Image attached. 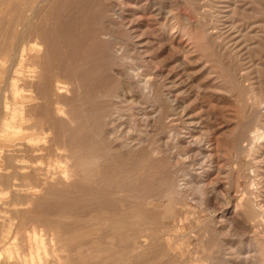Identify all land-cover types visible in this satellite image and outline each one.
Returning a JSON list of instances; mask_svg holds the SVG:
<instances>
[{"label":"rangeland","instance_id":"374dc122","mask_svg":"<svg viewBox=\"0 0 264 264\" xmlns=\"http://www.w3.org/2000/svg\"><path fill=\"white\" fill-rule=\"evenodd\" d=\"M12 27L22 34L10 43ZM0 36V129L15 133L0 131V231L15 230L13 253L35 226L63 264H264L253 135L264 125V0H0ZM37 125L46 140L28 144ZM56 150L71 164L62 178L46 165ZM91 155L97 165L82 171Z\"/></svg>","mask_w":264,"mask_h":264},{"label":"bare ground","instance_id":"6f19581e","mask_svg":"<svg viewBox=\"0 0 264 264\" xmlns=\"http://www.w3.org/2000/svg\"><path fill=\"white\" fill-rule=\"evenodd\" d=\"M15 1V0H14ZM40 1H43V2H47V1H49V0H40ZM19 2V1H18ZM22 3H23V1H22ZM231 3V2H230ZM234 3H235V1H234ZM18 4H20V3H18ZM24 4H25V2H24ZM35 5H36V3H34ZM229 4V3H228ZM5 5V4H4ZM232 5H233V3H232ZM25 6V5H24ZM24 6H23V8H24ZM29 6V5H28ZM46 6H48V5H46ZM5 7V6H4ZM26 7V6H25ZM6 8V7H5ZM43 8H44V5H43ZM34 9V8H33ZM33 9H31V14L33 13L32 12V10ZM37 9V8H36ZM34 13H35V10H34ZM41 13V12H40ZM227 14V13H226ZM12 14H10V16H11ZM19 15H21V14H19ZM19 15H18V18H16L18 21H19ZM30 15V14H29ZM28 15V16H29ZM34 15V14H33ZM32 15V16H33ZM8 16V15H7ZM13 17V16H12ZM30 17V19H31V16H29ZM35 17H37V15L35 16ZM34 17V18H35ZM228 18V17H227ZM5 19V18H4ZM11 19V18H10ZM9 19V20H10ZM29 19V18H28ZM27 19V20H28ZM29 19V20H30ZM16 20V21H17ZM28 20V21H29ZM16 21L15 22H13V24H15L16 23ZM32 21H33V18H32ZM4 22V21H3ZM10 22V21H9ZM30 22V21H29ZM220 22V21H219ZM19 23V22H18ZM18 23H17V25H18ZM23 23V22H22ZM1 24H3L2 22H1ZM30 24V23H29ZM31 24H34V23H32L31 22ZM8 25V24H7ZM10 25V24H9ZM7 28V27H6ZM6 28H4V29H6ZM12 28H14V27H12ZM30 28V30H31V26L29 27ZM213 28V27H212ZM9 29H11V28H9ZM8 29V30H9ZM21 29H23L22 28V26H21ZM31 32V31H30ZM20 33H21V31H19V30H17V28L15 27L14 29H12V31L10 32V36H9V38H7L6 40L7 41H10V43H11V40L14 38V39H16V36L19 38L20 36H18V34L20 35ZM7 34H8V32H7ZM22 34V33H21ZM4 35V34H3ZM6 35V34H5ZM217 35V34H216ZM31 36H32V33H31ZM40 36V35H39ZM1 37V36H0ZM26 37V36H25ZM28 37H30V35L28 36ZM209 37V36H208ZM1 39V38H0ZM3 39V38H2ZM4 39H5V36H4ZM4 39L2 40V41H4ZM13 39V40H14ZM40 39V38H39ZM38 39V40H39ZM26 40H27V37H26ZM29 40V39H28ZM18 43H20V41H19V39L18 40H16ZM13 42V41H12ZM26 43H28V41H25ZM33 41H31V43H32ZM39 42V41H38ZM25 43V44H26ZM22 43H20V45H21ZM24 44V43H23ZM41 44V43H40ZM15 45V44H14ZM13 45V46H14ZM19 45V44H18ZM31 45H33V44H31ZM31 45H29V46H31ZM36 45H39V43H37ZM216 45V44H215ZM9 46V45H8ZM7 46V47H8ZM25 45H23V47H24ZM40 46V45H39ZM42 46V45H41ZM55 46V45H54ZM23 47L21 46V49H20V51H22V52H24L25 51V49L24 50H22L23 49ZM4 48H6L5 46H4ZM11 49V48H10ZM16 49H17V47L15 48V50H13V51H16ZM31 49V48H30ZM33 49H34V51H35V53H33V55H32V62H33V64H34V66H35V62H36V60L38 59V54H40V52L37 50V48L36 47H33ZM3 50V49H2ZM7 50H8V48H7ZM39 53H38V52ZM42 51V50H41ZM0 52H2L1 50H0ZM3 52H5L4 50H3ZM12 52V51H11ZM17 52H18V50L16 51V53L15 52H13V53H15V54H17ZM21 52V53H22ZM55 52V51H54ZM10 53V52H9ZM13 53H11V54H13ZM25 53H26V51H25ZM30 53V52H29ZM32 53V52H31ZM7 54V53H6ZM22 55H24V53L22 54ZM30 54H28V56H29ZM41 55V54H40ZM43 55V54H42ZM1 56V55H0ZM9 56H11V55H9ZM13 56H16V55H12V57ZM18 56V55H17ZM21 56V55H20ZM19 56V57H20ZM26 56V55H25ZM31 56V55H30ZM30 56H29V58H30ZM22 57V56H21ZM20 57V58H21ZM40 57V56H39ZM10 58V57H9ZM14 58V57H13ZM16 58H18V57H16ZM15 58V59H16ZM19 58V60H23V57H22V59H20ZM25 60V59H24ZM23 60V61H24ZM29 60V59H28ZM2 61V60H1ZM40 60L38 59V62H39ZM12 62H14V61H12ZM11 62V63H12ZM17 62H20V61H17ZM30 62V61H29ZM10 64V63H9ZM31 64V63H30ZM10 69H11V64H10V66H8ZM14 67V63H13V66H12V68ZM41 67V66H40ZM31 68H33L32 70H28V76H30L31 75V73H29V72H32V73H34V75L33 76H35V73L37 72V70H36V68L34 69V67H31ZM30 69V68H29ZM4 70V69H3ZM13 70V69H12ZM17 69H15V71H16ZM5 71V70H4ZM19 71V70H18ZM39 71V70H38ZM40 72H41V70H40ZM53 72V71H52ZM20 73V72H19ZM9 74V73H8ZM14 74H15V72H14ZM16 74H18L17 73V71H16ZM30 74V75H29ZM19 75V74H18ZM21 75V74H20ZM40 75V74H39ZM58 75V74H57ZM6 76H7V74H6ZM25 76V75H24ZM37 76V75H36ZM48 76V75H47ZM59 76V75H58ZM31 77V78H30ZM29 77V79L30 80H32V76H30ZM6 78H9V76L8 77H6ZM59 78V77H58ZM26 79V78H25ZM24 79V80H25ZM34 79V78H33ZM10 80V79H9ZM12 80V79H11ZM24 80H23V82H24ZM35 80V79H34ZM39 80V79H38ZM44 80H46V79H44ZM55 82V81H54ZM31 83V82H30ZM38 83V82H37ZM64 83H63V81L62 80H57L56 81V83H55V86H54V90H55V93L57 94H59V93H61L62 92V88L65 86V85H63ZM144 84V83H143ZM14 85H16V84H14ZM127 85V84H126ZM125 85V86H126ZM145 85V84H144ZM13 86V85H12ZM31 86V85H30ZM44 86V85H43ZM14 87V86H13ZM41 87V86H40ZM146 87H147V85H146ZM42 88H44V87H42ZM129 88V87H128ZM131 88V87H130ZM4 89V88H3ZM12 89V88H11ZM46 89V88H45ZM44 89V90H45ZM20 90V89H19ZM32 90V89H31ZM30 90V91H31ZM12 91H13V89H12ZM46 91V90H45ZM34 92V91H33ZM39 93V92H38ZM37 93V94H38ZM15 94H16V91H15ZM30 94V93H29ZM49 94V93H48ZM23 95V94H22ZM25 95H27L28 96V94H25ZM25 95H24V98H25ZM31 95V94H30ZM50 95V94H49ZM20 97H21V95H19ZM34 96H36L35 95V93H34ZM34 96H33V98H34ZM42 96V95H41ZM43 96H45V95H43ZM13 97H14V94H13ZM38 97V96H37ZM2 98V97H1ZM22 98V97H21ZM30 98V97H29ZM47 98V97H46ZM61 98V97H60ZM41 99V98H40ZM56 100H57V98H55ZM23 100V99H22ZM26 100V99H25ZM37 100V99H36ZM45 100V99H44ZM43 100V101H44ZM0 101H2V100H0ZM4 101H6L5 99H4ZM29 101V100H28ZM42 101V100H41ZM47 99H46V103H47ZM27 102V101H26ZM25 102V103H26ZM19 103V102H18ZM23 103H24V101H23ZM30 103V102H29ZM43 103V102H42ZM1 104V103H0ZM9 104V103H8ZM12 105V104H11ZM45 106H46V104H44ZM55 105H56V103H55ZM99 105V104H98ZM264 105V104H263ZM1 106V105H0ZM13 106V105H12ZM27 106V105H26ZM2 107V106H1ZM7 107H9V105L7 106ZM17 107V106H16ZM13 108V112H12V117H16V115L17 116H19L20 117V120H22V118H23V112L21 113V111L18 109V108ZM48 107H49V105H48ZM64 107V106H63ZM34 108V107H33ZM50 108H51V105H50ZM60 108V107H59ZM59 108L57 107V106H54V112H55V114L57 115V111L59 112ZM160 108V107H159ZM6 109V108H5ZM9 109V108H8ZM46 109H47V107H46ZM49 109V108H48ZM52 109V108H51ZM0 110H2V108L0 109ZM7 110V109H6ZM159 110V109H158ZM9 111V110H8ZM26 111V110H25ZM30 111H31V109H30ZM45 112V111H44ZM52 112V111H51ZM46 113V112H45ZM6 114V113H5ZM25 114V113H24ZM27 114V113H26ZM54 114V115H55ZM48 115V114H47ZM51 115V114H50ZM53 115V116H54ZM37 116V115H36ZM58 116V115H57ZM63 116V115H62ZM61 116V117H62ZM70 116H72V115H70ZM11 117V118H12ZM26 117V116H25ZM40 117V116H39ZM136 117V116H135ZM10 118V119H11ZM18 118V117H17ZM31 118H32V115H31ZM36 118V117H35ZM263 118H264V116H263ZM6 119V118H5ZM16 119V118H15ZM14 119V120H15ZM58 119V118H57ZM35 120V119H34ZM33 120V121H34ZM44 120V119H43ZM46 120V119H45ZM49 120V119H48ZM69 120V119H68ZM260 120H262V119H260ZM264 120V119H263ZM262 120V121H263ZM5 121V120H4ZM10 121V120H9ZM36 121V120H35ZM61 121V120H60ZM52 122V121H51ZM50 122V123H51ZM0 123H1V120H0ZM20 123H23V124H25L24 122H20ZM34 123V122H33ZM47 123V121H45V124ZM52 123H54V122H52ZM63 123V122H62ZM67 123H68V121H67ZM32 124V123H31ZM36 124H40V121L39 120H37V122H35V125ZM61 124V123H60ZM16 126H17V124H15ZM27 125V124H26ZM34 125V124H33ZM32 125V126H33ZM51 125V124H50ZM59 125V124H58ZM10 126H13L12 124H10L8 121L7 122H3L2 123V128L0 129V131L3 133V135L5 136V137H8V138H12V136H11V134L12 135H14L11 131H9L7 128H9ZM18 126H20V124L18 125ZM31 126V125H30ZM37 126H39L38 128L41 130L38 134L36 133L35 135H30V134H28V135H30L27 139H28V144H36L35 143V141L37 140V139H41V140H43V141H45L46 139L44 138V133H45V129L43 128V125H37ZM45 126V125H44ZM46 126H48V125H46ZM24 127H25V125H24ZM28 127H29V124H28ZM34 127V126H33ZM50 127V126H49ZM62 127V126H61ZM64 127V126H63ZM21 128V127H20ZM256 128V127H255ZM24 129V128H23ZM21 130V129H20ZM30 130H32V129H30ZM15 131V130H14ZM22 131V130H21ZM51 131V130H50ZM146 131V130H145ZM149 131V130H148ZM23 132V131H22ZM29 132V131H28ZM27 132V133H28ZM32 132V131H31ZM30 132V133H31ZM33 132H34V130H33ZM53 132V131H52ZM51 132V133H52ZM153 132V131H152ZM18 133V132H17ZM188 133V132H187ZM32 134V133H31ZM34 134V133H33ZM109 134V133H108ZM27 135V136H28ZM53 135V134H52ZM52 135H49V138L50 137H52ZM65 135V134H64ZM253 135H255L259 140H258V142H257V145H256V147H255V154L258 156V157H260L263 153H264V145L263 144H261L260 142H261V139L263 138V136H264V125L263 126H261V127H259V128H256V130L253 132ZM21 137H23V136H21ZM184 137V136H183ZM17 138V137H16ZM25 138V139H26ZM63 138V137H62ZM116 138H118V137H116ZM201 138V137H200ZM200 138H194V140H195V144L199 147V148H202L201 146H202V140L200 139ZM13 139H15L14 137H13ZM21 139V138H20ZM112 139H113V137H112ZM111 139V140H112ZM18 140V139H17ZM22 140H23V138H22ZM52 139H50V141H51ZM64 140V139H63ZM121 140H125V139H121ZM15 141V140H14ZM20 141V140H19ZM49 141V140H48ZM67 141V140H66ZM92 141H93V139H92ZM3 142V141H2ZM16 142V141H15ZM37 142V141H36ZM118 142V141H117ZM255 142V141H254ZM253 142V143H254ZM11 143H12V141H11ZM14 143V142H13ZM12 143V144H13ZM43 143V142H42ZM48 143H50V142H48ZM51 143H52V141H51ZM59 143V142H58ZM66 143V142H65ZM64 143V144H65ZM69 143V142H68ZM94 143V142H93ZM100 143H102V142H100ZM114 143V142H113ZM63 144V145H64ZM71 144V143H70ZM75 144V143H74ZM73 144V145H74ZM194 144V143H193ZM238 144V143H237ZM241 144V143H240ZM23 145V144H22ZM44 145H45V143H44ZM46 145H49V144H47L46 143ZM15 146V145H14ZM35 146V145H34ZM52 146H54V144L52 145ZM66 146V145H65ZM185 146V145H184ZM196 146V147H197ZM239 146V145H238ZM241 146V145H240ZM13 147V146H12ZM25 147V146H24ZM130 147V146H129ZM252 147V146H251ZM62 148V147H61ZM66 148V147H65ZM71 148V147H70ZM75 148V147H74ZM105 148V147H104ZM111 148V147H110ZM121 148V147H120ZM240 148V147H239ZM56 149H58V148H56ZM72 149V148H71ZM76 149V148H75ZM123 149V148H122ZM122 149H120V150H122ZM132 149V148H131ZM206 149V148H205ZM245 149V148H244ZM1 150H3V149H1ZM60 150V149H59ZM168 150V149H167ZM166 150V151H167ZM198 150V149H197ZM66 151V150H65ZM86 151V150H85ZM101 151V150H100ZM99 151V152H100ZM158 151H160V150H158ZM162 151V150H161ZM160 151V152H161ZM199 152V154H200V150H198ZM239 151V150H238ZM242 151V150H241ZM243 151H245V150H243ZM3 152V151H2ZM29 152V151H28ZM39 152H40V150H39ZM42 152V151H41ZM48 152H49V150H48ZM76 152V151H75ZM129 152V151H128ZM130 152H131V150H130ZM139 152V151H138ZM197 152V151H196ZM254 152V151H253ZM37 153H38V151H37ZM54 155H55V157H56V159L54 158V160H56L57 161V163H51L50 161H48L47 162V166L48 167H51L52 169L51 170H53V172L56 174V175H59V176H61V178H62V173L64 172V169L65 168H67L68 166H70L71 164H69V163H67V161H63V160H61L60 159V153H58L57 152V150H56V152H52ZM63 153V152H62ZM61 153V154H62ZM81 153V152H80ZM98 153V152H97ZM104 153V152H103ZM239 153V152H238ZM30 154H31V151H30ZM32 155V154H31ZM34 155V154H33ZM44 155H45V153H44ZM69 155V154H68ZM67 155V156H68ZM34 156H36V155H34ZM49 156H50V154H49ZM92 156V155H91ZM91 156H89V157H86L85 156V158L83 159V160H81L78 164H80V165H82V167H81V169H82V171H84V170H86V172H87V169H91L92 167H93V164H95L96 163V158H94L93 156L91 157ZM95 156V155H94ZM98 156V155H97ZM81 157V156H80ZM18 157H16V159H17ZM42 158V157H41ZM45 158H48L47 156L45 157ZM50 158H51V156H50ZM203 158V157H202ZM262 158H264L263 156H262ZM65 159V158H64ZM13 160V159H12ZM29 160V159H28ZM79 160V159H78ZM264 160V159H263ZM16 161V160H15ZM43 161V160H42ZM53 161V160H52ZM75 161V160H74ZM77 161V160H76ZM98 161V160H97ZM101 161V160H100ZM13 162H14V160H13ZM41 162V161H40ZM54 162V161H53ZM39 163V162H38ZM73 163V162H72ZM13 164V163H12ZM15 164V163H14ZM40 164V163H39ZM32 165V164H31ZM43 165V164H42ZM45 165V164H44ZM45 165V166H46ZM76 165H77V162H76ZM75 165V166H76ZM79 165V166H80ZM95 165H97V164H95ZM95 165H94V167H95ZM99 166V165H98ZM8 167V166H7ZM38 167V166H37ZM44 167V166H43ZM42 167V168H43ZM263 167V166H262ZM47 168V167H46ZM64 168V169H63ZM257 168V167H256ZM20 169V168H19ZM47 169H49V168H47ZM69 169V168H68ZM262 169H264V168H262ZM261 169V170H262ZM1 170V169H0ZM17 170V169H16ZM98 170V169H97ZM4 171V170H3ZM38 171H39V169H38ZM65 171H66V169H65ZM68 171V170H67ZM96 171V170H95ZM94 170H93V172H95ZM5 172V171H4ZM7 172V171H6ZM43 172H45V171H43ZM49 172H50V170H49ZM89 172H91V170L89 171ZM9 173V172H8ZM45 173H47V170H46V172ZM45 173H44V175H45ZM261 173H263V172H261ZM5 174V173H4ZM2 175H3V173H2ZM49 175V174H48ZM54 174H52V176H53ZM253 175H254V178H259L261 175H260V173H259V171H258V169H255V170H253ZM263 175V174H262ZM42 176V175H41ZM58 176V177H59ZM38 177V176H37ZM54 177V176H53ZM262 177V176H261ZM8 179L7 180H10L11 178H10V176H8L7 177ZM45 178H47V177H45ZM85 178V177H84ZM94 178V177H93ZM48 179H50V177H48ZM54 179H56V178H54ZM59 179V178H58ZM91 179H92V177H91ZM262 179H264V178H262ZM37 180V179H36ZM53 180V179H52ZM96 180V179H95ZM33 181V180H32ZM46 181H47V179H46ZM45 181V182H46ZM50 181V180H49ZM257 181H258V179H257ZM44 181H43V183H45ZM63 182V181H62ZM52 183V182H51ZM259 182H256L255 181V185H257ZM261 183V182H260ZM1 184V183H0ZM35 184H37V182L35 183ZM47 184V183H46ZM74 184V183H73ZM11 185H13V183L11 184ZM45 185V184H44ZM48 185H49V182H48ZM62 185V184H61ZM63 185H65V184H63ZM179 185H181V184H179ZM178 185V186H179ZM260 185V184H259ZM68 186V185H67ZM74 186V185H73ZM261 187H262V185H260ZM39 187H42V186H39ZM53 187H54V185H53ZM64 187H66V185L64 186ZM257 187V186H256ZM4 188V187H3ZM28 188H29V186H28ZM34 188V187H33ZM44 188V187H43ZM51 188V187H50ZM50 188H49V190H50ZM56 188V187H55ZM55 188H53V190L55 189ZM76 188H78V187H76ZM75 188V189H76ZM179 188V187H178ZM177 188V189H178ZM194 188V187H193ZM198 188H200V187H198ZM52 189V188H51ZM171 189V188H170ZM173 189V188H172ZM48 190V191H49ZM65 190V189H64ZM80 190V189H79ZM165 190V189H164ZM163 190V191H164ZM197 190H199V189H197ZM200 190H201V188H200ZM57 191V190H56ZM59 191V190H58ZM61 191V190H60ZM171 191V190H170ZM73 192V191H72ZM175 192V191H174ZM62 193V192H61ZM198 193V192H197ZM29 194V193H28ZM166 194V193H165ZM65 195V194H64ZM170 195H171V192H170ZM172 195H173V193H172ZM163 196V195H162ZM177 196V195H176ZM175 196V197H176ZM169 197V196H168ZM119 198V197H118ZM124 199V198H123ZM33 204V203H32ZM88 205V204H87ZM260 216V215H259ZM261 216H263V215H261ZM260 216V217H261ZM263 218V217H262ZM35 220V219H34ZM6 221V220H5ZM263 221H264V219H263ZM262 221V222H263ZM36 222V221H35ZM25 223V222H24ZM28 223H30V222H28ZM32 223H34L33 221H32ZM49 223V222H48ZM236 223V222H235ZM264 223V222H263ZM31 224V223H30ZM44 224V223H43ZM1 225V224H0ZM5 225V224H4ZM33 226V225H32ZM37 226V225H36ZM52 226V225H51ZM1 228V227H0ZM29 228V227H28ZM57 228V227H56ZM62 229V228H61ZM260 229V228H259ZM12 230H10V228L8 229V230H3V231H0V244H1V246L2 247H4L3 249H4V251H5V254L7 255V258H6V260L5 261H3L2 263L0 262V264H63L64 262L62 261V260H64L63 259V257H64V253L62 254V255H60V252H59V254L56 252V250H58L57 249V247H55L54 246V248L52 247V243H53V239L52 238H50L49 239V241L47 240V236H45V234L43 233V231H40V230H36V228H35V226H34V228H32V229H28V232H26L25 234H24V241H25V246H26V251L25 252H23V253H19V252H15V253H13V249L11 250V247H13V246H15V243H14V239H15V237L12 235V234H14L13 233V231L15 232V230H13L12 232H11ZM65 231V229L63 230V232ZM58 232H59V230H58ZM16 233V232H15ZM51 233V232H50ZM54 234V233H53ZM60 234V233H59ZM13 236V237H12ZM57 236H58V234H57ZM61 236H62V233H61ZM137 236V235H136ZM132 237V236H131ZM69 239V238H68ZM73 239V238H72ZM143 239V238H142ZM69 240H71V238L69 239ZM22 241V240H21ZM72 241V240H71ZM131 241H132V239H131ZM138 242V241H137ZM144 242V241H143ZM22 243V242H21ZM55 243V242H54ZM54 243H53V245H54ZM60 243V242H59ZM139 243H140V241H139ZM16 244H18V243H16ZM24 244V243H23ZM69 244V243H68ZM135 244V243H134ZM19 245V244H18ZM65 246H66V244H64ZM23 246V245H22ZM137 246H138V244H137ZM139 247V246H138ZM140 248V247H139ZM21 249H22V247H21ZM138 251V250H137ZM136 252V251H135ZM1 256V255H0ZM63 256V257H62ZM264 256V255H263ZM75 258V257H74ZM72 259V258H71ZM78 259V258H77ZM126 259V258H125ZM124 259V260H125ZM262 259V258H261ZM66 260V259H65ZM73 260V259H72ZM128 260V259H127ZM263 260V259H262ZM63 262V263H62ZM72 263V262H71ZM261 263V262H260Z\"/></svg>","mask_w":264,"mask_h":264}]
</instances>
